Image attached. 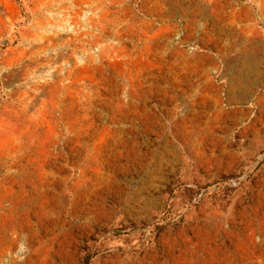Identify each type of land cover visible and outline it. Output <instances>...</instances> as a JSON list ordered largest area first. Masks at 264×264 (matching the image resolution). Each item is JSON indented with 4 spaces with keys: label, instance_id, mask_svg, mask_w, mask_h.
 I'll list each match as a JSON object with an SVG mask.
<instances>
[{
    "label": "rangeland",
    "instance_id": "1",
    "mask_svg": "<svg viewBox=\"0 0 264 264\" xmlns=\"http://www.w3.org/2000/svg\"><path fill=\"white\" fill-rule=\"evenodd\" d=\"M0 264H264V0H0Z\"/></svg>",
    "mask_w": 264,
    "mask_h": 264
}]
</instances>
